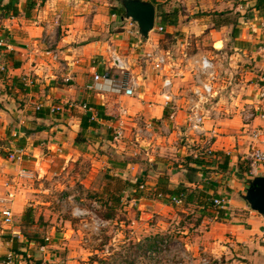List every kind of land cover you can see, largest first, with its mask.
<instances>
[{"label": "crops", "instance_id": "obj_1", "mask_svg": "<svg viewBox=\"0 0 264 264\" xmlns=\"http://www.w3.org/2000/svg\"><path fill=\"white\" fill-rule=\"evenodd\" d=\"M116 1L0 0V86L18 92L16 99L22 101L17 107L15 99L11 98L8 110H3L7 116L19 118L17 127L4 140L5 149L9 153L21 149L22 162L33 173L38 171L40 180L49 171L55 153L72 157L75 151H80L82 142L90 138L97 144L106 141L115 145L110 126L116 116L111 115L110 110L117 103V113L120 108L127 110L125 137L131 134V141L136 132L131 133V126H135L136 119H150L156 124L153 138L142 145L141 161L132 163L137 171L131 176L132 181L145 183L148 189H154L158 177L165 176L171 188L182 184L188 192L202 191L209 195L208 201L199 197L201 205L188 203L202 213L204 208L209 211V219L220 217L219 221L208 222L199 245L205 246L214 257L243 264H263L264 217L243 199L253 176L242 169L248 167L245 157L252 145L251 130L261 128L264 131V117L257 116L245 124L240 108L253 104L264 113V83L250 77L253 69L247 68L248 62L264 67V29L261 26L264 8L257 10L254 7L256 0H149L155 5L156 13L159 10L164 13L162 23L158 15L156 17L157 24L163 25L164 31L152 32L144 39L134 33L136 26L133 22L111 12V7L120 5L119 0L118 4ZM7 4L16 7L18 13L13 15L11 11L4 10L2 6ZM218 14L222 18L229 16L237 20L215 27L213 18ZM141 41L146 47L156 45L173 57L174 92L183 107L174 120L166 117L167 111L162 105L163 74L146 65L141 58V48L134 47ZM163 42L166 47L161 45ZM171 43H175L176 53L172 52ZM191 48L195 50L189 52ZM55 51L58 59L53 57ZM184 52L213 57L219 71L216 95L206 106L204 133L198 137L186 132L183 94L191 80L182 62ZM113 53L125 62L128 73L132 72L139 79L140 86L133 96L86 88L94 82L95 74L105 77L106 74L109 77L119 75V69L111 60ZM259 57H262L261 61ZM234 72L245 79L238 80L239 84L234 80L232 83ZM23 75H31L34 84H23V89L13 84V78L19 81L17 78ZM67 77L70 78L68 81ZM101 81L99 79L98 82ZM5 95L0 96V102ZM85 101L92 107L98 105L107 118H100L94 107L99 127H90L84 135H79L84 114L79 104ZM35 105L40 106L39 110ZM53 106L58 109L51 111ZM37 111H41L43 116H36ZM260 145L264 147V143ZM205 146L211 148L210 154ZM63 151L66 152L62 155ZM190 155L197 162H186ZM225 157L228 158L226 168ZM14 165L18 175L19 164L14 162ZM189 166L195 171L189 173ZM258 173L264 174V165ZM188 177L193 182H188ZM5 186L7 190L11 189L6 181ZM24 187L19 188V192L11 191L5 198L12 201V206L19 205L21 212L23 198L30 195ZM220 196L229 201L228 218L211 204V198ZM134 201L139 210L148 207V211L155 213L167 212L172 207L165 201L145 196ZM50 229L49 234L46 233L50 241L46 252L41 253L40 264H88L82 262L86 253L71 235L67 237L64 234L62 241L54 235L55 226ZM69 230L74 232L70 224ZM20 239L25 243L24 238ZM9 244L0 237V264ZM24 245L34 246L33 243ZM123 259L130 260L131 251L119 247L113 264ZM91 263L98 262L91 259Z\"/></svg>", "mask_w": 264, "mask_h": 264}, {"label": "rangeland", "instance_id": "obj_2", "mask_svg": "<svg viewBox=\"0 0 264 264\" xmlns=\"http://www.w3.org/2000/svg\"><path fill=\"white\" fill-rule=\"evenodd\" d=\"M116 4H118V1H116ZM155 22H157V19ZM161 45L166 47L165 42L161 43ZM170 46L172 52L176 53L177 47L174 48L175 43H171ZM194 50L191 48L188 51L191 52ZM261 59L262 57H259L260 61ZM146 65L149 64L146 63ZM247 68L253 69L250 77L257 79L258 83H264V67L259 68L255 63L248 62ZM260 77L263 79H260ZM231 78L232 83L234 80L235 84L241 83L238 80L245 79L243 76L240 78V74L237 72H234ZM250 82L251 80L249 79L248 83ZM4 93L7 95L0 102V158H2L0 160V211L4 206L13 207L14 223L9 227L4 226L1 222L0 215V237L3 241L10 243V246H7L8 252L11 250L12 245L11 232L17 229L19 231L21 215L27 207H31L34 222L39 221L41 218L42 223H45V234H49L51 231L50 228L54 225V235L56 234L62 241L64 234L67 237L72 236L71 238L84 251L83 253H86L82 261L84 263L92 264V259L93 261L96 260L98 262L97 264H113L115 262V253L121 247L126 251L129 248L131 251V264H174L176 258V251L174 250L163 252L156 259H148L143 254H137L138 240L141 242L148 236L157 235L158 238L167 237L172 240L179 239L181 242H187L190 247L187 252L188 259L184 261L185 264H200L199 259L203 254L199 250L200 245L198 242L201 235L204 234L205 229L207 230L206 226L209 225L208 222L220 220V217L215 220L211 219V217L209 219L211 213L206 211L205 208V211L202 213L193 204L170 205L172 207L167 212H154V217L151 221H148L147 215H143L144 218L141 220L138 219L131 228L127 226L128 221L137 219L139 216V209L135 201L130 198V188L126 187V185L123 188L124 184L121 182L126 179L132 181L131 176L137 174L135 166L132 163L141 161V156L133 155V152L137 149L138 142L135 143L133 139L132 141L130 140L131 134L130 137H125L126 139L124 138V141L116 142L113 140L115 145H110L106 141L97 144L90 138L89 140H85L84 143L82 142L81 147L78 149L80 151H75L72 157L60 156L59 153L53 154L49 171L40 180L38 179V171L36 170L33 178H25L17 175L14 162L7 159L9 151L5 149L4 140L9 138V134L17 127L19 118L7 116L6 113H3V110H8L7 104H9L11 98L15 99V105L17 107H20L19 103L22 101L16 99L18 92L9 89L7 86H0V96ZM116 105L117 103L110 112L112 113L111 115L117 117ZM251 105L253 104H246L240 108V111L248 109ZM35 109H37L36 105ZM240 115L242 118V114ZM143 122L144 120L140 118L139 121L136 119L135 126H131V133L142 127ZM119 148L122 149L119 150ZM65 152L63 151L62 155ZM20 165L28 170L31 169L24 162H21ZM17 166L19 167V165ZM5 181L11 185L10 190L6 189ZM21 187H24V191L30 194L23 198L24 204H22V212L20 211L19 205L12 206V201L5 199L6 197L8 198L11 191L19 192V188ZM119 187H121L120 189L122 191L125 190V192L122 193V198L119 201L120 204L116 206L118 209L113 218L108 219V224L101 228L99 234L81 230L80 220L75 219L71 214L72 208L78 206L79 208L95 213L101 219H105L107 194L109 191L118 189ZM143 190L145 191L144 188ZM110 204L112 206L115 205L112 202ZM143 209L148 210V207H144ZM89 216L87 215V218ZM224 217L228 218L229 215ZM203 223L205 224L203 225ZM69 224L74 228V232L67 231ZM182 231L186 233L183 234ZM84 239L87 240L85 241ZM106 244L111 245L110 255L102 251L103 245ZM21 248L27 252L25 254H15L16 251L12 250L17 257L16 259L21 260V264H35V261L41 260L42 255L36 250L37 247L24 245ZM209 259V264H219L216 262L219 259L221 260V264H229L231 261L214 257Z\"/></svg>", "mask_w": 264, "mask_h": 264}, {"label": "built area", "instance_id": "obj_3", "mask_svg": "<svg viewBox=\"0 0 264 264\" xmlns=\"http://www.w3.org/2000/svg\"><path fill=\"white\" fill-rule=\"evenodd\" d=\"M1 15L2 13L0 12V17ZM261 26L264 29V19L261 22ZM163 31L164 26L155 22L154 30L152 32ZM132 33L133 31L131 30V34ZM134 33L139 34L137 27ZM0 46H2V42H0ZM134 47L141 48V58L145 63L149 64L157 73L163 74L161 84V95L163 96L162 105L167 111L166 117L169 120H174L178 111H180L183 107H181L179 104L177 93L174 92V83L172 80L174 76L172 73L174 63L173 57L168 51L162 50L156 45L149 44L146 47L142 41L139 43V45L136 44ZM53 57L54 59H58L57 51L53 53ZM111 60L113 65L119 69V75L117 77H105V75L100 76L99 74H95L94 82L86 85V88L88 90H105L122 96H133L135 90L140 86L138 77L132 72L131 74L128 73V68L125 62L115 53L112 54ZM182 62L185 66V70L189 73L191 80L186 87L185 93L183 94V96H185L184 109L186 112V132L190 135L198 137L204 133V123L207 118L206 106L216 95L215 88L219 79V71L213 57L205 54L190 55L187 54V52H184ZM69 79V77L66 78L67 81ZM99 79L102 81L98 82ZM21 80L26 86H31L35 82L31 75H23ZM36 108L39 109L40 106H36ZM79 108L84 113L89 114V120H96V111L94 107H92L88 102L85 101L80 103ZM57 109L58 108L56 106L51 107V111H55ZM260 110L261 108L259 106L251 105L248 107V109L240 111L244 123H249L257 116L264 117V113H262ZM126 116H128L127 110L125 108H120L118 116L114 119V123L110 126L112 138L116 142L122 141L126 136ZM141 126L142 127L138 128L134 134L133 142H138V145L136 146L137 149L133 152V155L135 156L141 155L143 151V143L152 139L154 133L156 132V124L150 119L144 120L143 125ZM250 136L252 138V145L249 152L246 154L245 159L248 165V174L254 176L258 174L261 166L264 165V147L260 145L261 143H264V131H262L261 128H254L251 130ZM205 147L207 148L206 152L210 154L212 151L211 148L208 146ZM7 159L11 162H17L19 164L17 173L20 177H34V173L31 170H28L20 165L23 160L21 149H16L10 152L7 156ZM140 188H144L146 191L151 190L148 189L142 182L140 184ZM157 197L159 198L158 200H162L163 195L158 193ZM183 198V193L170 195L168 197V205H181L183 203ZM210 201L214 208L223 212V216L228 215L229 201L226 197H213ZM168 202L165 201L166 204ZM71 214L73 217H76L80 220V229L83 231H88L89 233L99 234L101 228L108 224V219H101L95 213L83 208H79L78 206L72 208ZM0 215L1 222L4 226L9 227L13 225L14 212L11 206H4L0 211ZM87 215H90L89 218H87ZM143 215H147L148 221H151L154 217V212L140 209L138 218L128 221L127 226L131 228L138 219L141 220L144 218ZM11 236L17 237L18 239L23 238L21 237L19 231H12ZM84 240L86 241L87 239ZM45 241L46 243L37 246V251L42 254L46 252L47 243L50 241L49 235L45 236ZM103 246V253L110 255L111 245L106 244ZM189 247L190 246L185 241L181 242L179 239L172 240L167 237H162L159 238L152 247L142 250L137 248V254H143L148 259H156L161 255V253L174 250L176 251L174 264H185L184 261H187L188 259L187 252L189 251ZM199 250L203 254V256L199 259L200 264H209V258L214 256H212L205 246H200ZM16 258V255L10 250L6 253V258L2 260L1 264H21V260H17ZM214 258L219 259L221 257ZM216 262L221 264L220 259ZM116 264H131V259H123L121 262ZM229 264L243 263L231 260Z\"/></svg>", "mask_w": 264, "mask_h": 264}, {"label": "trees", "instance_id": "obj_4", "mask_svg": "<svg viewBox=\"0 0 264 264\" xmlns=\"http://www.w3.org/2000/svg\"><path fill=\"white\" fill-rule=\"evenodd\" d=\"M30 1H32V0H30ZM254 7L257 10L262 11L264 8V0H256ZM2 8L4 10L11 11V13L13 15H16L18 13L16 7L8 5V4L3 5ZM110 10H111V12L117 13L119 15H123V13H124V10L120 5L113 6V7H111ZM157 15L159 17V21L162 23L164 21V18H163L164 13L159 10ZM220 15L221 14H218L216 17L213 18V24L215 27H219L221 25H227V24L233 23L237 20V18H234V20H233L229 16L222 18V17H220ZM236 17H238V15H236ZM0 50H1V46H0ZM17 80H19V81H16V79L13 78V84H17L21 89H23L24 86H23V82L21 80V77L17 78ZM93 106L96 108L97 114L100 118H102V119L107 118L106 115L99 109L98 105L97 106L93 105ZM42 114L43 113L41 111H37L36 116H43ZM90 127L97 128V127H99V123L97 121H94V120H89V114H87V113L82 114L81 120H80L79 135H84V132L87 129H89ZM186 162L195 163V162H197V159L193 158L190 155V156L186 157ZM224 165H225V168L228 165V158L227 157H225ZM188 170H189V173H190V171L191 172L195 171V169L193 167H190V166H189ZM242 170H246V172H248V167H244ZM120 179H121V177H120ZM187 181L193 182L191 177H188ZM121 182L124 184L123 188L126 185V187H129L130 190L132 189V191L129 190V192H131V196H130L131 199H137V198H140L142 196H145L147 198L159 199L157 197V194L161 193L163 195L162 200H165L166 202H168V197L170 195L183 193L184 198H183L182 205L192 203V202L195 204L197 203V205H201L203 203H199V197L200 196L207 198L206 201H208V198L210 197L209 195L205 194L202 191H200V192L199 191L188 192L187 187L182 185V184L178 185L175 188H171L169 186V181H168L167 177H164V176L158 177V181L155 185V188L148 190V191H146V190L144 191L142 188H140L141 182L130 181L129 179H126V180L121 181ZM120 188L121 187H119L118 189L111 190V191H109V193L107 192L108 194L105 193V194H107V199H106L107 210H106V213L104 216L105 219H112L115 212L118 209L116 206H118L120 204L119 201L122 198V193L125 192V190L122 191ZM110 202L114 203L115 205L112 206L110 204ZM167 204H169V202ZM75 219H78V218L75 217ZM41 220L42 219L40 218L39 221L34 222V219L32 217V208L31 207H27L24 210V212L21 215V223L19 225V233H21L20 234L21 237H23L25 239V243H27V244L33 243L35 247H37L40 244L45 243V240H44L45 236H46V234H45V223H42ZM158 239L159 238L157 237V235L148 236L143 241H141V242L139 241L137 248L142 250L145 248L152 247L155 245V243ZM11 241H12L11 251L15 250L16 251L15 254H18V253L25 254L26 253V251H23L21 248L25 244L23 241H21V239H18L17 237H11ZM5 258H6V255L3 256V259H5Z\"/></svg>", "mask_w": 264, "mask_h": 264}, {"label": "water", "instance_id": "obj_5", "mask_svg": "<svg viewBox=\"0 0 264 264\" xmlns=\"http://www.w3.org/2000/svg\"><path fill=\"white\" fill-rule=\"evenodd\" d=\"M119 3L124 10L123 18L133 21L139 35L147 39L154 30L157 17L155 5L149 0H119ZM243 199L252 210L264 217V174L249 179ZM37 264H40L39 260Z\"/></svg>", "mask_w": 264, "mask_h": 264}]
</instances>
